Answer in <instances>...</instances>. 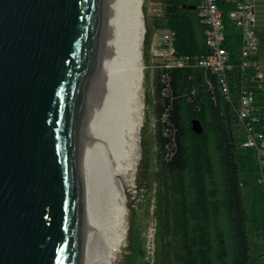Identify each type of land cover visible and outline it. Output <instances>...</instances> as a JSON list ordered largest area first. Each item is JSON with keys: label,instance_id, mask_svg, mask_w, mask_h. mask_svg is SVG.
<instances>
[{"label": "water", "instance_id": "obj_1", "mask_svg": "<svg viewBox=\"0 0 264 264\" xmlns=\"http://www.w3.org/2000/svg\"><path fill=\"white\" fill-rule=\"evenodd\" d=\"M153 34L149 0H0V264H138Z\"/></svg>", "mask_w": 264, "mask_h": 264}, {"label": "trees", "instance_id": "obj_2", "mask_svg": "<svg viewBox=\"0 0 264 264\" xmlns=\"http://www.w3.org/2000/svg\"><path fill=\"white\" fill-rule=\"evenodd\" d=\"M196 1H168L164 18L155 22V29L176 32L182 55L207 53L205 27L188 6ZM219 5L230 21L232 5L224 0ZM228 29L231 38L225 45L234 64L230 100L215 74L193 65L163 69L156 85L155 138L164 182L157 201L167 208L173 264H264V155L245 147L247 134L238 116L243 83L255 93L259 83L252 74L242 76L240 32L234 25ZM196 120L203 126L201 134L193 131ZM165 246L163 240L164 254Z\"/></svg>", "mask_w": 264, "mask_h": 264}, {"label": "built area", "instance_id": "obj_3", "mask_svg": "<svg viewBox=\"0 0 264 264\" xmlns=\"http://www.w3.org/2000/svg\"><path fill=\"white\" fill-rule=\"evenodd\" d=\"M168 1L171 0H156L157 20L164 18ZM224 1L232 5L229 9L230 21L225 20L224 10L220 7L219 0H197L195 5L188 4L189 7L196 10L199 22L205 27L207 53L198 56L182 55L175 45L176 32L174 30L161 27L156 31L162 40L159 54L162 58L163 69L193 65L206 70V72H212L217 76L226 99L230 100L232 92L229 77L234 64L231 62L230 53L225 45L226 41L231 38L228 25H234L240 32L239 67L242 76L246 78L252 74L260 87V83L264 80V72L261 62L256 57L260 37L256 29L255 0ZM208 83L211 82L208 80ZM240 93L238 116L247 134L244 145L255 148L258 155L262 156L264 155V130L257 125L258 119L254 106L255 90L247 83H243Z\"/></svg>", "mask_w": 264, "mask_h": 264}, {"label": "rangeland", "instance_id": "obj_4", "mask_svg": "<svg viewBox=\"0 0 264 264\" xmlns=\"http://www.w3.org/2000/svg\"><path fill=\"white\" fill-rule=\"evenodd\" d=\"M156 0H149L150 21L152 23L154 34L152 37V92H151V177L148 203V216L145 228L144 238L140 251L138 264H173L171 250L168 248L169 241L172 238L169 234V218L166 214V207L158 204L157 197L159 191H163L164 182L160 168V154L158 142L155 137L158 134V114L155 112L159 104V98L156 94V85L162 74L163 63L160 58V48L162 45L161 37L155 29L156 22ZM159 210L162 214L159 217ZM162 229L164 236H161ZM163 240L166 242V253L163 252ZM257 246L260 245L257 241ZM256 244V243H255Z\"/></svg>", "mask_w": 264, "mask_h": 264}, {"label": "crops", "instance_id": "obj_5", "mask_svg": "<svg viewBox=\"0 0 264 264\" xmlns=\"http://www.w3.org/2000/svg\"><path fill=\"white\" fill-rule=\"evenodd\" d=\"M255 11H256V18H257L256 29L260 37L259 46L256 51V55H257L256 57L261 62L263 66V72H264V0H255ZM260 84H261L260 87L255 93L254 106L257 112L260 111L259 113L260 115L263 116V119H264V80ZM260 127L264 130V121L261 122ZM262 256L263 255L261 254L259 259Z\"/></svg>", "mask_w": 264, "mask_h": 264}]
</instances>
